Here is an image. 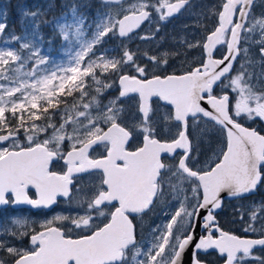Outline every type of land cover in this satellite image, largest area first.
<instances>
[{
  "label": "snow or ice",
  "instance_id": "obj_1",
  "mask_svg": "<svg viewBox=\"0 0 264 264\" xmlns=\"http://www.w3.org/2000/svg\"><path fill=\"white\" fill-rule=\"evenodd\" d=\"M102 4L90 35L77 6L71 23L53 21L63 58L42 49L39 28L49 22L39 11L24 13V35L0 41V206L51 209L63 200L75 212L42 222L10 218L0 264H205L200 253L211 250L223 264H264L256 255L264 253V200L237 205L243 235L217 220L223 194L243 199L264 186V127L248 123H264V10L256 13L257 0L202 6L203 37L182 38L199 60L168 73L167 52L129 44L154 41L160 22L193 14V0ZM145 22L155 31L142 34ZM5 28L0 22V36ZM109 40L119 43L98 48ZM253 48L259 73L250 71ZM161 104L166 111L157 115ZM197 129L219 133L207 153L190 138ZM162 200L169 219L146 240L137 218ZM24 238L29 247L13 243Z\"/></svg>",
  "mask_w": 264,
  "mask_h": 264
},
{
  "label": "rangeland",
  "instance_id": "obj_2",
  "mask_svg": "<svg viewBox=\"0 0 264 264\" xmlns=\"http://www.w3.org/2000/svg\"><path fill=\"white\" fill-rule=\"evenodd\" d=\"M29 1V3H27ZM8 2V1H7ZM7 2L6 0H0V22L8 23L11 19L8 13L7 8ZM218 3V0H193V14H184L179 16L176 19H170L167 22H160L159 26L163 25L162 28H164L165 33H177L179 35H182L185 39L186 37H189L188 40L192 41L193 38L195 39H201L203 37V31L202 28L198 27V24L203 22L207 23L206 20H199L197 17V14L201 12L202 6L204 7L203 10L206 12L209 7L212 5ZM257 7L255 9L256 13H260L262 10H264V7L261 6V1L257 3ZM77 6L78 7V14H81L85 17V29H86V35H90L91 31L94 28V21L97 18L98 12L105 11L104 6L102 4V0H18V9L21 13L20 19L18 20L17 25H12L13 29L9 30L8 24H6V28L2 36H0V41L3 39L9 38L11 35L15 34L17 36H21L25 34V28L26 25L29 23L30 18H26L24 16V13H31L34 11L42 12L43 15L40 16L39 20H45L49 23L42 24L39 28L38 35L43 38V42L41 44L42 49L45 51V54H49L52 57L57 58H63V52L62 47L64 46L65 42L63 41L62 37L58 33V29H56L55 24L53 21H55L58 18H61V22H67L71 23V7ZM16 6H13V9H15ZM65 14H67L66 19H64ZM17 20V19H16ZM88 25H93V28H89ZM15 26V27H14ZM157 27V24L153 23L151 26L148 24L146 25L145 29L142 31L143 33H147L149 31H155L154 28ZM15 28V29H14ZM199 35V37H198ZM107 39V38H106ZM119 41H113L109 40L107 44L99 47L104 48H115L116 44H118ZM162 42L161 41H140V40H134L129 44V47L132 49H136L138 46L142 51H147L150 55H156V54H162L167 52V45L162 49ZM182 44V43H181ZM0 46H4L2 43H0ZM162 49V50H161ZM192 51L197 49H191ZM112 55H118V51H114L110 53ZM250 56L252 57L254 61V67L250 69V71H255L259 73L261 71V68L259 66L260 60L259 55L257 53V50L253 48L250 52ZM151 67V65H149ZM158 71V70H157ZM119 89H113L110 90L107 94L109 98L115 97L118 95ZM107 100H105V103ZM126 108L129 113L135 112V108L131 106V102L126 105ZM166 109L164 107H161L158 111L157 115H160L161 113L165 112ZM127 118V117H126ZM198 133H196V137H198V140H203L205 138V141L207 143H211L212 140H214L216 136V131L210 129L209 132L206 135H201L200 130L197 129ZM209 141V142H208ZM259 200L257 201V199ZM264 200V193L256 198L257 202H260ZM237 203V204H230L227 206L226 214L224 215V218L226 219V215L233 218L237 223H235V226L227 227L230 230H237L238 235H243L242 229L244 227V224L240 221L239 216L236 213V207L237 205H244L245 210L248 208L249 204L251 203ZM171 211L169 208L166 200H162L160 203H158V206L156 209L148 216L144 218V220L141 223V228L139 229V234L142 235L146 240L151 238V231L154 227L157 225L166 223L169 219L167 213ZM75 215L74 211H70L68 208V205L64 204L62 205L59 212H56L55 214L51 215L48 219H52L53 216L57 215ZM4 215V214H3ZM2 215H0L1 219ZM17 219H22L20 217L14 216ZM12 218L11 216H7V219L5 222H0V239H11V237L3 236L2 229L4 226H7L9 228L14 227L11 223L8 221ZM245 220H247V215H245ZM42 222V221H37ZM59 222V221H58ZM60 223H66V222H60ZM38 226V225H37ZM256 227L260 226V222H258ZM235 227V228H233ZM13 243L16 244L17 247H29V240L28 238H24L22 241L15 240ZM5 254L3 252H0V257L4 256ZM256 255H264V253H261L260 251L256 252Z\"/></svg>",
  "mask_w": 264,
  "mask_h": 264
},
{
  "label": "flooded vegetation",
  "instance_id": "obj_3",
  "mask_svg": "<svg viewBox=\"0 0 264 264\" xmlns=\"http://www.w3.org/2000/svg\"><path fill=\"white\" fill-rule=\"evenodd\" d=\"M261 1V0H259ZM259 1L257 3H259ZM181 16V15H179ZM179 16H176L172 19H176ZM171 19V20H172ZM148 23H145L142 26V31L145 29L146 25ZM163 25L159 26L160 27V31L158 33H156V39L157 41H161L162 44V49L164 48L165 50V46L167 45V53L168 55V73H171L173 71H178L181 68V64L183 63L184 65V70H187L189 64L195 59V60H199L200 58V51L199 49L192 51L191 49H187L185 47V45L182 43V38L185 39L182 35H179L177 33L171 34V33H165L164 32V28H162ZM156 29V27L154 28V30ZM199 37V35H198ZM189 37H186V40H188ZM182 43V44H181ZM161 49V50H162ZM223 52V48H221V50L219 52H216V57L219 58L220 55ZM185 61H187V63H184ZM159 71V69H157ZM163 107V105L161 104L159 107L160 108ZM249 124H251L252 127H256V128H261L264 127V123H261L259 121H257L256 123L252 124L251 122H248ZM247 126V125H246ZM191 131V130H190ZM196 133H198V131L196 130L195 132L191 133V139L193 141V143H196L198 141V137H196ZM216 136L217 138H215L214 140L211 141L212 146H216L217 145V139L219 136V133L216 132ZM199 136V133H198ZM200 141V140H199ZM139 141L134 140L132 142V144L130 145L131 148H134L137 143ZM209 142V141H208ZM201 143V149L204 152H208V145L209 143H207L205 141V138L203 140L200 141ZM102 151V149H98L97 150V155L99 154V152ZM210 155V153H208ZM203 158V157H202ZM56 170H59L61 167H63V162H59L57 163L55 166ZM34 193V191L31 190L30 194ZM264 193V186H261L258 188V190L256 191V193L254 195H252L251 197L248 198H244V199H236V200H225L223 202V208L221 209L220 212L217 213V220L219 222V224L221 225V227L226 230V231H230L232 233L237 234V230H230L227 227H232L235 226V223H237L233 218H231L230 216L226 215V219L224 218V215L226 214V209L227 206L230 204H237V203H247V202H257L259 200V198L256 201V198L259 197L260 195H262ZM64 201L61 200L58 205L51 211H33L31 208H27V207H15V205H7L3 208L0 209V215H2L0 222H5V220L7 219V216H17L24 219H30V220H34V221H44L46 219H48L51 215L55 214L56 212H59L62 205H64ZM158 206V204H157ZM156 206V207H157ZM156 209V208H155ZM154 209V210H155ZM153 210V211H154ZM152 211V212H153ZM152 212H149L147 215H143L142 217H138L137 218V225H138V230L141 228V223L144 220V218L148 215H150ZM4 214V215H3ZM9 223H11V220L8 221ZM57 224H62L60 222H57ZM235 228V227H233ZM203 234V233H202ZM238 235V234H237ZM260 251V250H259ZM258 252V251H256ZM200 258L201 260H203L205 262V264H223L222 259L216 254V253H209L206 255H202L200 254Z\"/></svg>",
  "mask_w": 264,
  "mask_h": 264
},
{
  "label": "trees",
  "instance_id": "obj_4",
  "mask_svg": "<svg viewBox=\"0 0 264 264\" xmlns=\"http://www.w3.org/2000/svg\"><path fill=\"white\" fill-rule=\"evenodd\" d=\"M6 2H7V5H8L7 6L8 13H9V16L11 17V19L9 21V24H8L9 25L8 28H9V30H12L13 29L12 25H17L18 20L20 19L21 13L19 12V9H18V0H6ZM27 3H29V1ZM14 5L16 6L15 9H13Z\"/></svg>",
  "mask_w": 264,
  "mask_h": 264
},
{
  "label": "water",
  "instance_id": "obj_5",
  "mask_svg": "<svg viewBox=\"0 0 264 264\" xmlns=\"http://www.w3.org/2000/svg\"><path fill=\"white\" fill-rule=\"evenodd\" d=\"M257 1H259V0H257ZM145 23H147V22H145ZM143 26V25H142ZM32 191H34V189L32 190ZM256 193V191L254 192V193H252V194H248V195H246L244 198H248V197H251L252 195H254ZM223 196H224V199H223V202L225 201V200H236V199H229V198H227V195L226 194H223ZM243 198V199H244ZM3 207H5V206H0V209L1 208H3ZM15 207H27V208H31L33 211H43V210H45V211H51V210H53L55 207H56V205H54L51 209H34V208H32L31 206H28V205H23V204H21V205H15ZM221 211V209L220 210H217V213L218 212H220ZM196 232H197V235H201L202 233H203V229L202 228H200V227H198L197 229H196ZM258 250V249H257ZM189 251H191V250H189ZM209 253H216V251L215 250H211V251H209L208 253H200V254H202V255H206V254H209ZM217 254V253H216ZM185 259H186V261H187V257H185Z\"/></svg>",
  "mask_w": 264,
  "mask_h": 264
}]
</instances>
